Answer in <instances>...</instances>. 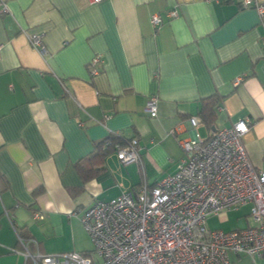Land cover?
I'll return each instance as SVG.
<instances>
[{"label": "crops", "instance_id": "crops-1", "mask_svg": "<svg viewBox=\"0 0 264 264\" xmlns=\"http://www.w3.org/2000/svg\"><path fill=\"white\" fill-rule=\"evenodd\" d=\"M3 1L0 264H32L19 237L31 253L86 254L82 211L174 173L185 156L178 140L194 135L187 120L210 95L219 99L215 121L199 120L196 132L205 138L248 118L245 150L264 171V23L254 7L242 0ZM153 14L161 18L156 27ZM30 34L43 35L45 54L30 46ZM96 54L100 72L92 76L87 64ZM151 95L155 117L145 111ZM111 133L137 138L141 163L122 164L114 151L94 158ZM229 259L264 264V253Z\"/></svg>", "mask_w": 264, "mask_h": 264}, {"label": "built area", "instance_id": "built-area-1", "mask_svg": "<svg viewBox=\"0 0 264 264\" xmlns=\"http://www.w3.org/2000/svg\"><path fill=\"white\" fill-rule=\"evenodd\" d=\"M242 6L254 7L264 23V1L242 0ZM6 11V4L0 0V12ZM168 15L175 17L176 10H169ZM150 22L156 27L161 18L153 14ZM28 42L45 54L42 34L28 35ZM100 62L98 54L89 60L87 68L92 76L100 72ZM241 80L235 78L234 85ZM157 103L156 95L147 99L145 111L150 117L157 115ZM187 122L194 135L178 140L185 156L177 162L174 173L153 185L143 182L135 191L97 200L82 211L81 221L97 254L96 261L75 251L31 253L19 237L24 258L32 264H230V253L261 257L264 171L253 166L242 140L251 121L240 118L205 138L196 132L200 124L196 116H190ZM140 149L135 137L114 144V152L122 164L141 163ZM244 205H250L251 224L246 227L225 231L206 226L208 216L238 210ZM33 218L41 215L33 212Z\"/></svg>", "mask_w": 264, "mask_h": 264}, {"label": "trees", "instance_id": "trees-1", "mask_svg": "<svg viewBox=\"0 0 264 264\" xmlns=\"http://www.w3.org/2000/svg\"><path fill=\"white\" fill-rule=\"evenodd\" d=\"M219 102V99L215 95H210L201 100L200 108L197 114V118L203 123H205L208 127H212L215 121V108ZM125 139L121 135H116L115 133H111L106 137L100 144L97 145V154L94 155V158L102 159L104 153L108 151H114V144L120 143L123 144ZM107 142V144H106ZM98 170L93 171L95 174ZM91 176V174H90Z\"/></svg>", "mask_w": 264, "mask_h": 264}, {"label": "rangeland", "instance_id": "rangeland-1", "mask_svg": "<svg viewBox=\"0 0 264 264\" xmlns=\"http://www.w3.org/2000/svg\"><path fill=\"white\" fill-rule=\"evenodd\" d=\"M250 205H244L238 210H231V211H223L218 215H210L206 218V226L209 228H220V229H227V228H237L241 227L245 224V222H251L249 216L244 217L247 211H249ZM88 252L85 256L90 258L92 261H96L98 259L97 254L93 251L92 243L90 244Z\"/></svg>", "mask_w": 264, "mask_h": 264}]
</instances>
